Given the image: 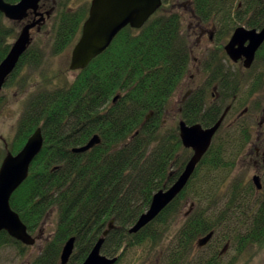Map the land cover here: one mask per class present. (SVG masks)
<instances>
[{
    "label": "trees",
    "instance_id": "1",
    "mask_svg": "<svg viewBox=\"0 0 264 264\" xmlns=\"http://www.w3.org/2000/svg\"><path fill=\"white\" fill-rule=\"evenodd\" d=\"M162 1L141 27L121 29L105 50L76 69L72 79L65 76L64 84L51 86L44 81L43 87L27 95L9 148L18 150L37 126L44 146L12 193L10 205L31 235L50 210L56 215L52 235L27 264H59L62 246L71 236L75 247L68 264H81L110 220L114 226L104 238L102 253L123 256L146 245L157 258L161 255L158 264H228L218 257L222 241L232 238L237 251L264 243V191L257 192L248 167L237 171L253 142L257 120L249 113L260 105L246 103L263 84L264 50L257 51L255 63L247 69L252 78L245 86L239 74L220 69L221 63L213 68L209 61L203 67L205 82L181 104L179 119L207 127L228 104L232 107L185 187L153 220L137 232H127L148 208L153 193L169 186L191 155V149L182 145L177 122L166 123L165 112L189 71L192 45L183 31L182 15L171 8L175 0ZM186 1L199 19L218 23L219 39L257 3L243 0L242 10L238 0ZM246 22L261 27L264 12L257 19L253 11ZM8 34L0 11V61L10 48L5 42ZM52 48L58 53L64 47ZM43 55L25 51L4 86L14 82L22 65L38 66ZM214 84L218 91L212 93ZM239 107L240 115L230 118ZM94 134L99 143L83 152L71 150ZM262 169L264 189V163ZM187 200L191 209L177 222ZM210 231L209 241L195 252L198 238ZM3 245H15L16 254L24 255L25 245L5 230L0 231ZM207 247L208 251L201 250Z\"/></svg>",
    "mask_w": 264,
    "mask_h": 264
},
{
    "label": "water",
    "instance_id": "2",
    "mask_svg": "<svg viewBox=\"0 0 264 264\" xmlns=\"http://www.w3.org/2000/svg\"><path fill=\"white\" fill-rule=\"evenodd\" d=\"M38 0H20L9 3L0 0V11L11 19H21L27 8H36ZM162 0H92L89 16L83 24L81 35L71 51L69 68H84L89 61L105 50L116 33L125 25L140 27L157 10ZM29 25H25L16 41L11 45L6 56L0 61V91L8 75L15 68L20 56L30 43ZM264 41V26L260 29L239 25L234 28L228 41L224 44L226 54L232 60L243 57V64L249 67L255 57L256 50ZM116 98V97H115ZM226 110L218 120L207 127L200 123L187 124L179 120V137L182 145L192 149L176 180L168 187L153 193L148 208L139 215L129 233L137 232L153 220L184 188L197 163L208 150L213 136L219 128ZM100 137L94 134L85 144L73 147V152H83L99 143ZM42 135L36 129L16 153L7 152L0 164V231L5 230L11 237L25 245H32L35 238L28 232L25 223L18 213L11 208L10 197L16 188L25 180L32 160L41 149ZM252 182L256 189L262 187L260 176L254 174ZM113 227V221L97 239L81 264H114L118 256H108L101 252L104 238ZM212 236V231L200 237L199 246L204 245ZM75 237H69L63 244L60 253V264H67L73 252Z\"/></svg>",
    "mask_w": 264,
    "mask_h": 264
},
{
    "label": "rangeland",
    "instance_id": "3",
    "mask_svg": "<svg viewBox=\"0 0 264 264\" xmlns=\"http://www.w3.org/2000/svg\"><path fill=\"white\" fill-rule=\"evenodd\" d=\"M173 2L174 3L171 5V8L180 12L182 17L184 18L182 24L183 31L186 34H189V31L192 27V24L189 25V23L193 20V18H191V13L187 8L189 7L187 1L175 0ZM192 23L194 24L193 21ZM193 39L194 36L192 39H190L191 43ZM205 39H203V43H201L200 45H195L193 47L194 56L201 57L202 54L199 51H201L202 47H205L208 44ZM71 50L72 46H69L65 48L63 52L55 55L54 53H52V48L48 47V50L44 53L42 62L37 67H22L14 78V82L3 88L0 98V149L3 148L2 140H6L7 143L11 142L15 132L16 122L18 121L22 112L23 106L25 104V98L30 91L35 90L38 85L43 86L40 85V83L44 84V81H46L49 85L61 83L64 84L65 76L68 79H72L76 75L77 71L69 68ZM240 70H242L241 67H239V69L236 68V72L234 73H239L241 84L245 86V83H251L252 74L247 75ZM205 75V73L197 72L195 63L193 62V59H191L189 71L183 78L181 84L178 86L166 106V123L173 124L174 122L178 121V110L181 98L184 96L186 91L190 89V87H194L196 85H201L202 83H204V80L206 79ZM262 77L263 84L261 85L262 87H264V75H262ZM49 79H51L50 82L48 81ZM263 94L264 89L262 88L254 90L253 94H251L249 101L246 104L257 103L260 105L261 103V105L264 106ZM240 110V107L234 109L233 114L230 116V118L234 116L236 117L240 113ZM260 111L261 107L257 112L250 111L249 113L252 118H256L257 124L255 123L254 125L253 142L248 146V151L246 152L247 155L246 157L241 158L239 162L240 165L237 168V171H244L248 167L249 172H247L249 178L252 174L257 172L260 173L263 178V163L261 161V157H258L259 161L257 164H255L253 154L254 150H252V148H254L256 144H259L261 140V145L264 146V125L261 129H259L258 127ZM230 118H228L227 120H231ZM261 123L262 122H259V124ZM259 131H262L263 135L262 139L260 141H257L256 133H258ZM190 206L191 202L189 200L185 201L181 205L179 213L177 214V222H181V218L184 217V215H186V213L190 210ZM55 218V210L52 209L44 217L41 227H39L37 231L32 234V236L35 238V242L32 245H25L24 255L22 257L16 254L17 247L15 245L1 246L0 264H27L26 262L41 250L45 241L52 235L55 228ZM228 241L229 243H225L226 241H222L221 243L223 244V247L225 245V252L222 253V256L218 254V257H221V260H224L228 264H264V243L248 244V246L244 247L243 250L237 251L234 248L235 243L234 241H232V238H229ZM195 246L197 247V250H195V252L200 250L198 249L200 246L197 244V242L195 243ZM220 246L221 245H219L217 248L219 253L221 249ZM146 248V245L131 248L125 255L118 256L119 263L117 264H158L161 259V255L157 258L155 256V253L149 252ZM201 250L203 252H206L208 251V247L207 249Z\"/></svg>",
    "mask_w": 264,
    "mask_h": 264
},
{
    "label": "flooded vegetation",
    "instance_id": "4",
    "mask_svg": "<svg viewBox=\"0 0 264 264\" xmlns=\"http://www.w3.org/2000/svg\"><path fill=\"white\" fill-rule=\"evenodd\" d=\"M18 1H20V0H12V1H7V2L13 4V3H17ZM91 2H92V0H38L36 8L35 9L32 7L27 8L25 15L21 19L8 18L5 16V14L3 12H1L2 13V22H3V26L5 28V32H6V28L9 31V34L5 37V42L7 44H9V46L11 47V45L16 41L17 37L19 36V33L21 32L22 28L25 25L30 24V27H29L30 43L27 46L25 51H27L28 49H31L33 51L34 50L35 51H42L43 53H45L48 50V47L52 48V47H54V45L63 46L64 48L61 49L58 53L57 52L54 53L56 55V54H59L65 50V45L67 47L72 46V48H73V46L77 43V41L81 35L83 24L89 16ZM237 2H238V8H241L242 10H244L245 6L243 5V0H238ZM256 2L257 3L255 5V7L253 8V11H254L255 17L257 19H260L261 13L264 12V5H262V4H264V0H257ZM235 3H236V1H235ZM188 6L189 7H187V8L189 9V11L191 13L190 16H191V18H193L192 21L194 22V24L192 23V21H190L189 25L192 24V27L189 31V34H187V35L190 39H192L194 36V39L192 40V43H191V45H192L191 46V59H193V62L195 63V68H196L197 72L204 73L205 69L203 67L205 65H207L208 62L210 61L213 68H215V67L217 68L218 64L221 63L220 69L230 68L231 71L236 72V68L239 69V67H241L242 70H240V71H242L243 73H246L247 69L251 68V66L249 68H246L244 66L243 57L238 58L237 60H232L231 58H229V56L226 54V52L224 50V44L230 38L232 31L234 30L235 27H237L239 25H243L247 28H250V26L247 24L246 20L249 18V16L252 14L253 11L250 10L248 12V14L243 12L244 16H243L242 20L237 22L234 25V28L232 30H229L227 33H225L221 37V39H219L221 32L219 30L218 23L213 22V21H208V22L202 21L193 12L191 5L188 4ZM183 19L184 18L182 17V20ZM263 25H264V23H263ZM127 26H129L131 28H136V27L130 26L129 24L125 25L124 27H127ZM124 27H122L121 29H123ZM261 27H259L258 29H260ZM203 39H205L208 44H207V46L202 47L201 51H199L202 54L201 57H196L193 55V52H194L193 47L195 45H200L201 43H203ZM263 46H264V42L259 46L257 51L264 50ZM52 51H53V48H52ZM256 54H257V52H256ZM43 58H44V55H43ZM254 61H255V59H254ZM22 67H29V66L22 65L21 68ZM31 68H35V67H31ZM209 71L210 70H206L207 74H209ZM234 74H236V73H234ZM204 82H205V80H204ZM40 85H43V84L40 83ZM43 86L38 85L35 90L30 91L28 94H30L31 92H36V90H39V88H41ZM49 86H51V85H49ZM198 86L199 85H196L194 87H190V89H188L186 91V93L184 94V96L180 100V106H179L178 113L181 111V104L190 96V94L193 92V90L195 88H197ZM3 88H5L4 85H3L1 92H0V98L2 95ZM261 88L264 89V87H262V85H261V87L256 88V89H261ZM217 91H218L217 85L214 84L212 87V93H215ZM26 98H27V96H26ZM26 98H25V102H26ZM216 98H219L218 93L216 94ZM263 99H264V94H263ZM230 107H232V105L228 104L227 109L228 108L230 109ZM260 107H261V111H260V116H259V121H258L259 129H261L262 126L264 125V106H262L260 103ZM23 108H24V106H23ZM244 110H246V108ZM22 111H23V109H22ZM21 114H22V112H21ZM18 120H20V119H18ZM178 120H180V119H178ZM17 122H16V126H17ZM259 122H262V123L259 124ZM38 128L40 129V132L42 135L41 127L37 126V127H35V129H33V131L29 134V136ZM15 130H16V127H15ZM256 134H257V136H256L257 141H260L262 139L263 132L259 131ZM28 137L26 138L25 142L27 141ZM2 141H3V148L0 149V151H1L0 152V164H1V162H2L4 156L6 155L7 152H11L13 154H16L22 148V146L25 144V142H24L23 145L18 150L13 152L9 148L10 142L7 143L6 140H2ZM261 141L259 142L260 145L256 144L254 146L253 154H254V163L255 164H257L259 161L258 157H261V161H262V163H264V146L261 145ZM43 146H44V138L42 135L41 149L43 148ZM41 149L39 150V152L41 151ZM38 153L35 155V157L38 155ZM55 167H57V166H55ZM263 191H264V189H261L259 192L263 193ZM190 209H191V207H190ZM224 250H225V245L220 250L219 254L221 256H222V253L225 252Z\"/></svg>",
    "mask_w": 264,
    "mask_h": 264
}]
</instances>
